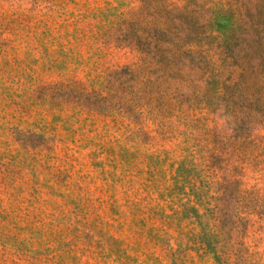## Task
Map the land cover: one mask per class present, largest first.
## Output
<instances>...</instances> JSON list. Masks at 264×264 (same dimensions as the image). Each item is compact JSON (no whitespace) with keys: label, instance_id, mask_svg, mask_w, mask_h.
<instances>
[{"label":"rangeland","instance_id":"1","mask_svg":"<svg viewBox=\"0 0 264 264\" xmlns=\"http://www.w3.org/2000/svg\"><path fill=\"white\" fill-rule=\"evenodd\" d=\"M0 264H264V0H0Z\"/></svg>","mask_w":264,"mask_h":264}]
</instances>
